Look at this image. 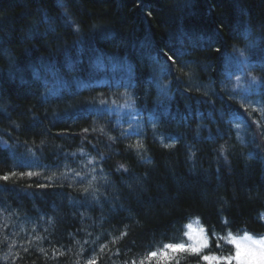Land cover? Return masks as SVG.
Wrapping results in <instances>:
<instances>
[{"label":"trees","instance_id":"obj_1","mask_svg":"<svg viewBox=\"0 0 264 264\" xmlns=\"http://www.w3.org/2000/svg\"><path fill=\"white\" fill-rule=\"evenodd\" d=\"M240 234L264 0H0V264H238Z\"/></svg>","mask_w":264,"mask_h":264},{"label":"snow or ice","instance_id":"obj_2","mask_svg":"<svg viewBox=\"0 0 264 264\" xmlns=\"http://www.w3.org/2000/svg\"><path fill=\"white\" fill-rule=\"evenodd\" d=\"M123 167V165H121ZM7 179V177H5ZM235 246V259L238 261V264H264V252H254L253 250L243 246L240 242L232 241ZM207 244L201 246H191L180 244H168L165 245V248L170 249L172 252H192L199 253L202 247H206ZM217 246H220L219 244ZM152 256H156V253H151ZM167 255V253H164ZM204 261H209L211 258L207 255L203 256ZM221 259H230V258H221ZM89 264H95L94 261H90Z\"/></svg>","mask_w":264,"mask_h":264},{"label":"rangeland","instance_id":"obj_3","mask_svg":"<svg viewBox=\"0 0 264 264\" xmlns=\"http://www.w3.org/2000/svg\"><path fill=\"white\" fill-rule=\"evenodd\" d=\"M194 237H197L200 233L196 230L191 231ZM238 241L244 243L247 248L253 250L254 252H264V237L260 238H252L245 234H240L237 236ZM244 246V245H243Z\"/></svg>","mask_w":264,"mask_h":264}]
</instances>
